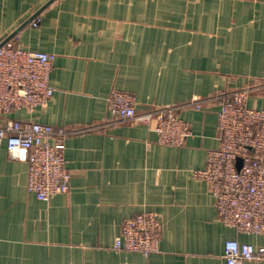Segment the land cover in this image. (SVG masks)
Instances as JSON below:
<instances>
[{"label": "crops", "instance_id": "1", "mask_svg": "<svg viewBox=\"0 0 264 264\" xmlns=\"http://www.w3.org/2000/svg\"><path fill=\"white\" fill-rule=\"evenodd\" d=\"M51 1L0 0V45L56 56L50 103L7 116L79 131L66 141L71 189L40 201L28 163L0 145V264H226L228 240L264 246L220 220L194 175L219 147V103L180 112L192 129L182 147L159 144L153 125H110L108 106L115 90L144 113L264 82V0ZM248 106L264 109V96ZM145 212L161 222L159 252L116 250Z\"/></svg>", "mask_w": 264, "mask_h": 264}, {"label": "built area", "instance_id": "2", "mask_svg": "<svg viewBox=\"0 0 264 264\" xmlns=\"http://www.w3.org/2000/svg\"><path fill=\"white\" fill-rule=\"evenodd\" d=\"M40 24V16L30 22L35 28ZM55 59L54 54L23 48L15 39L0 45V145L6 144L12 159L28 163V190L43 202L69 193L73 176L67 168L66 141L79 131L7 115L22 110L32 113L50 103L55 94L50 80ZM254 93L264 96V82L140 113L134 95L115 90L108 98L109 124L153 125L159 144L182 147L192 129L180 112L189 107L203 110L208 102L219 103V147L209 152L207 166L194 175L207 184L225 225L238 232L264 235V109L248 106ZM161 227L154 213L138 214L124 222L114 248L157 253ZM224 258L226 264H264V246L228 240Z\"/></svg>", "mask_w": 264, "mask_h": 264}, {"label": "water", "instance_id": "3", "mask_svg": "<svg viewBox=\"0 0 264 264\" xmlns=\"http://www.w3.org/2000/svg\"><path fill=\"white\" fill-rule=\"evenodd\" d=\"M53 1H55V0H52L48 5H50ZM48 5H47V6H48ZM47 6H46V7H47ZM46 7H45V8H46ZM19 30H20V29H19ZM19 30H18V31H19ZM18 31H17V32H18ZM17 32H16V33H17Z\"/></svg>", "mask_w": 264, "mask_h": 264}]
</instances>
